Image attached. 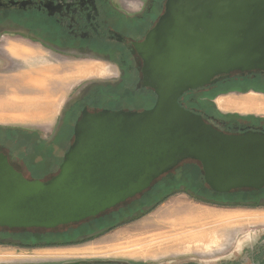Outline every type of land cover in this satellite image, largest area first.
Segmentation results:
<instances>
[{
	"label": "water",
	"instance_id": "obj_1",
	"mask_svg": "<svg viewBox=\"0 0 264 264\" xmlns=\"http://www.w3.org/2000/svg\"><path fill=\"white\" fill-rule=\"evenodd\" d=\"M135 46L153 106L83 111L57 171L44 179L26 178L0 152V226L54 230L102 216L184 161L198 162L211 191L264 188V132L217 129L178 102L233 72L264 71V0H166Z\"/></svg>",
	"mask_w": 264,
	"mask_h": 264
},
{
	"label": "rangeland",
	"instance_id": "obj_2",
	"mask_svg": "<svg viewBox=\"0 0 264 264\" xmlns=\"http://www.w3.org/2000/svg\"><path fill=\"white\" fill-rule=\"evenodd\" d=\"M6 47L14 56L13 59L18 62L20 58L28 60L31 56L39 57V52L19 48L18 45L8 41ZM76 64L71 66V70L64 71L60 64L38 62L34 66L39 79L38 89L44 91L48 89L49 82H58L63 85L68 84L65 93L67 94L84 78L90 77L77 75ZM32 70L31 66L27 71L18 70L17 77L26 79L30 72L33 73ZM92 72L102 75L106 69L91 65V74ZM252 82L231 80L225 84H218L217 87L224 89L222 93L226 92V89H229L228 92L245 93L241 100L253 97L255 101L252 103L259 111L255 108L254 113H244L249 111L247 110L249 108L231 107L239 109L241 113H238L227 112L229 108H218L216 99L220 93L212 97L210 102L216 105V109L226 117L264 118V92L253 90L252 87H243ZM233 87L237 89L231 90ZM208 94L209 90L192 93L197 99ZM219 97L229 98L224 95ZM60 101L62 102V98L58 101L59 104H61ZM6 126L9 125L0 123L1 128ZM5 133L8 134L7 140L11 144L14 137L21 145H25L26 151L29 152L26 160L35 176H47L57 170L62 153L67 146L66 141L52 148L55 141L51 144L39 141L36 143V137L29 139L22 131L14 132V134ZM0 136L5 134L1 133ZM199 166L196 161H184L177 168L162 175L150 188L133 199L126 212L122 208L116 211L119 209L118 206L98 216L100 219L96 217L80 223L59 226L54 230H42L46 232L45 236H42L44 241L36 248L26 247L14 250L12 246L1 245L0 263L111 259L132 260L142 264H264V189L258 190L250 197L240 192L224 194L211 192L201 179ZM140 205L142 206L138 207ZM136 207L138 209L131 211ZM157 223L162 226H155ZM149 224L152 228L143 227ZM222 227L225 228L224 231L221 230ZM193 232L204 233L205 239L214 236L218 241L215 245L209 243L210 249H206L201 241L195 243L189 240L181 243L177 249L158 252V248L164 244L194 239ZM177 237L180 239L175 242ZM152 239L150 246H143ZM239 240L242 242L240 243ZM115 246L126 247V249H121L120 252L118 250V253H103Z\"/></svg>",
	"mask_w": 264,
	"mask_h": 264
},
{
	"label": "flooded vegetation",
	"instance_id": "obj_3",
	"mask_svg": "<svg viewBox=\"0 0 264 264\" xmlns=\"http://www.w3.org/2000/svg\"><path fill=\"white\" fill-rule=\"evenodd\" d=\"M165 2L166 0H0V35L6 33L10 36L8 42L39 52V57L31 56L28 60L20 58L17 67L6 64L7 76H13L16 69L27 71L30 66L33 68L41 61L51 65L60 64L64 71L71 70V66L76 63V66L95 65L106 69L102 75L92 73L65 94L49 135L43 137L38 131L19 126L0 127V134H5L0 136V152L7 156L16 170L28 179H44L53 174L35 176L26 160L29 152L25 145H21L14 137L12 145L5 132L14 134L22 131L29 139L36 137V143L39 141L51 144L55 141L52 148L66 141L62 160L72 140L75 123L82 117L83 111H140L153 106L156 96L151 88L142 83V59L135 43L143 40L147 30L164 11ZM231 80L253 81L243 87L264 92V71L245 74L233 72L214 83L184 92L178 97V102L200 114L217 129L226 132L248 129L264 132V118L226 117L210 102L212 97L224 90L218 89V84ZM67 85L65 84L66 89ZM236 89L237 87L231 88ZM200 90H209V94L194 98L192 93ZM227 90L229 89L226 92ZM132 201L120 207L126 210ZM45 233L41 228L0 226V246H12L14 250L36 248L44 241L42 236ZM105 263L142 264L132 260Z\"/></svg>",
	"mask_w": 264,
	"mask_h": 264
},
{
	"label": "crops",
	"instance_id": "obj_4",
	"mask_svg": "<svg viewBox=\"0 0 264 264\" xmlns=\"http://www.w3.org/2000/svg\"><path fill=\"white\" fill-rule=\"evenodd\" d=\"M9 38L10 36H8L6 33L0 35V123L13 127L19 126L26 129H32L40 132L42 136L45 137L51 133L55 124L60 108L58 101L61 98L63 100V97L66 93L65 84L63 85V83L60 84L58 82H49L47 86L48 89L41 91V89H38L37 87V82H39V79H37L38 76L36 75V67H33V73L30 72L26 79L17 77L18 71L15 67H17L18 61L14 60V56H12V54L6 49V42ZM19 48H21V46H19ZM5 59H7V61ZM6 64L11 66L16 65L13 68L16 69V73L13 76H7L5 74V67L7 66ZM75 67V73L77 75H91V65H75ZM223 95L229 98L219 97ZM244 95L246 94L239 91L220 93L217 95L218 98L216 99L217 107L229 108L226 110L227 112L238 113H241L239 109L231 107H240L242 109L249 108L247 109L249 111L244 113H254L253 109L256 108L252 103L255 101L254 98L248 97L244 100H241L243 99ZM256 110L259 111L257 108ZM206 213L209 212L206 211ZM143 227L152 228L151 224L145 225ZM222 228L221 230L224 231L225 228ZM189 240L190 242L195 243L200 241L203 242L206 249H210L208 245L209 243L215 245L218 241L214 236H210L205 239L204 233H195L194 239H187L179 243L164 244L158 248V252L160 253L168 249H177L180 247L181 243L183 244L185 241ZM151 241H153V239L144 243L143 246H150ZM121 249H126V247H111L109 250L103 251V253H118L121 251Z\"/></svg>",
	"mask_w": 264,
	"mask_h": 264
},
{
	"label": "trees",
	"instance_id": "obj_5",
	"mask_svg": "<svg viewBox=\"0 0 264 264\" xmlns=\"http://www.w3.org/2000/svg\"><path fill=\"white\" fill-rule=\"evenodd\" d=\"M199 172H200V175H201V179L203 180V176L201 174V168H200V166H199ZM262 189H264V188H262ZM262 189H260V190H262ZM257 191L258 190H253V189H250V190H235V191H231V192H228V193H237V192H240V193H245L247 197H250L251 195L255 194ZM211 192H214V191H211ZM222 194H224V193H222ZM120 209H121V207L119 209H117L116 211H119ZM125 212H126V210H125ZM109 214H111V213H109ZM98 219H100V217Z\"/></svg>",
	"mask_w": 264,
	"mask_h": 264
},
{
	"label": "bare ground",
	"instance_id": "obj_6",
	"mask_svg": "<svg viewBox=\"0 0 264 264\" xmlns=\"http://www.w3.org/2000/svg\"><path fill=\"white\" fill-rule=\"evenodd\" d=\"M155 226H162V224H160V223H157ZM180 239V238H179ZM179 239H178V237L176 238V240H174L175 242L178 240L179 241ZM165 242V241H164Z\"/></svg>",
	"mask_w": 264,
	"mask_h": 264
}]
</instances>
